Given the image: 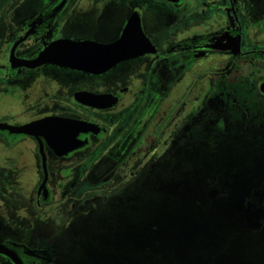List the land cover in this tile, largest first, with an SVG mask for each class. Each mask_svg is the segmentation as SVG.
I'll use <instances>...</instances> for the list:
<instances>
[{
	"label": "flooded vegetation",
	"instance_id": "af4514ba",
	"mask_svg": "<svg viewBox=\"0 0 264 264\" xmlns=\"http://www.w3.org/2000/svg\"><path fill=\"white\" fill-rule=\"evenodd\" d=\"M130 22L154 51L101 74L26 65L59 41L112 44ZM209 63L207 92L227 114L237 103L235 80L247 93L253 87L264 105V0H0V125L49 117L93 125L63 130L54 146L43 136L0 129V264H76L78 248L88 243L90 199L99 200L94 194L133 159L143 135L155 134L184 97L192 71ZM225 84L227 103L219 91ZM185 112L184 100L162 146L184 138ZM220 122L227 121L211 128ZM98 203L96 217L103 212ZM93 252L84 264L103 261L99 247Z\"/></svg>",
	"mask_w": 264,
	"mask_h": 264
},
{
	"label": "rangeland",
	"instance_id": "374dc122",
	"mask_svg": "<svg viewBox=\"0 0 264 264\" xmlns=\"http://www.w3.org/2000/svg\"><path fill=\"white\" fill-rule=\"evenodd\" d=\"M213 69L209 63L192 71L155 134L146 132L133 159L94 194L103 211L97 217L92 196L88 243L76 264L98 247L104 258L95 264H264V125L251 122L253 112L236 115L233 107L227 114L211 99ZM184 100V138L162 146ZM223 117V129L213 130Z\"/></svg>",
	"mask_w": 264,
	"mask_h": 264
},
{
	"label": "water",
	"instance_id": "95a60500",
	"mask_svg": "<svg viewBox=\"0 0 264 264\" xmlns=\"http://www.w3.org/2000/svg\"><path fill=\"white\" fill-rule=\"evenodd\" d=\"M178 2L179 0H170ZM143 33L141 27H135L129 23L121 37L112 44H98L94 42L59 41L46 49L31 64L38 67L46 63H54L63 67L101 74L107 72L121 61L135 58L147 52H152L153 46ZM264 90V83L262 84ZM93 105H96L94 103ZM93 128L92 124L83 123L72 119L49 117L26 124L23 126L0 125L1 130H10L11 133L25 134L30 136H43L50 145L61 142L62 131L74 128L75 132L88 131ZM54 146V145H52Z\"/></svg>",
	"mask_w": 264,
	"mask_h": 264
},
{
	"label": "trees",
	"instance_id": "16d2710c",
	"mask_svg": "<svg viewBox=\"0 0 264 264\" xmlns=\"http://www.w3.org/2000/svg\"><path fill=\"white\" fill-rule=\"evenodd\" d=\"M239 81V82H238ZM235 80L234 82V96L237 99V103L235 104V110L234 113L238 115L240 113L239 108L236 105H239L241 108V112L243 110L248 111L249 113L253 112L257 115V118L255 119L256 124L260 122H264V105H260L257 101L258 95L254 94L255 91L253 90V87H250L252 90L250 93L246 92V87L242 80ZM225 82V81H224ZM212 87L210 86L208 88V92H211ZM220 96L224 99L225 103H227L228 99L231 97L228 96L227 92L229 91V88H227V85H221L220 86ZM245 119H242L244 121ZM247 121H250L251 119L246 118ZM225 124V123H224ZM217 129H223V123L220 122L217 125ZM241 229H244L242 224L238 225ZM239 228V229H240ZM239 255V254H238ZM237 255V257H238ZM222 259H220L219 263H221Z\"/></svg>",
	"mask_w": 264,
	"mask_h": 264
}]
</instances>
